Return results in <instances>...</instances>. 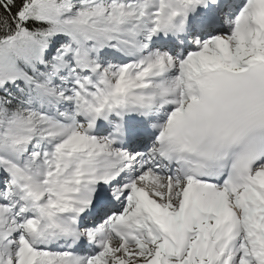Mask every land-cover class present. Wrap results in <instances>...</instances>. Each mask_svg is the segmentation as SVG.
<instances>
[{
    "label": "snow or ice",
    "instance_id": "1",
    "mask_svg": "<svg viewBox=\"0 0 264 264\" xmlns=\"http://www.w3.org/2000/svg\"><path fill=\"white\" fill-rule=\"evenodd\" d=\"M0 264H264V0H0Z\"/></svg>",
    "mask_w": 264,
    "mask_h": 264
}]
</instances>
